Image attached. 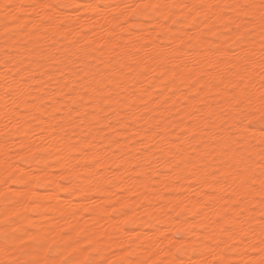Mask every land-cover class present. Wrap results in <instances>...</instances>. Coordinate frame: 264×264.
Segmentation results:
<instances>
[{
    "label": "bare ground",
    "instance_id": "obj_1",
    "mask_svg": "<svg viewBox=\"0 0 264 264\" xmlns=\"http://www.w3.org/2000/svg\"><path fill=\"white\" fill-rule=\"evenodd\" d=\"M262 16L0 0V264H260Z\"/></svg>",
    "mask_w": 264,
    "mask_h": 264
},
{
    "label": "rangeland",
    "instance_id": "obj_2",
    "mask_svg": "<svg viewBox=\"0 0 264 264\" xmlns=\"http://www.w3.org/2000/svg\"><path fill=\"white\" fill-rule=\"evenodd\" d=\"M249 124H250L251 129L261 130L264 132V122L263 121H260L258 119H253V120L249 121ZM0 138L2 140H7L8 135L5 133H1ZM36 155L37 154L29 155L27 160H26L27 163L31 164V161L36 157ZM125 229L128 231L130 228L128 226H125ZM177 239H179V240L181 239L180 235H177ZM19 242L16 244L17 245L16 248L18 249L19 253H32L33 252L34 245L31 241L25 240L22 243H19Z\"/></svg>",
    "mask_w": 264,
    "mask_h": 264
},
{
    "label": "snow or ice",
    "instance_id": "obj_3",
    "mask_svg": "<svg viewBox=\"0 0 264 264\" xmlns=\"http://www.w3.org/2000/svg\"><path fill=\"white\" fill-rule=\"evenodd\" d=\"M4 7L6 9H8V8L20 9V8H23L24 5H22V4L8 5V4H6ZM261 19H262V21H264V16H262ZM262 252H264V249H262ZM260 264H264V259H261Z\"/></svg>",
    "mask_w": 264,
    "mask_h": 264
}]
</instances>
